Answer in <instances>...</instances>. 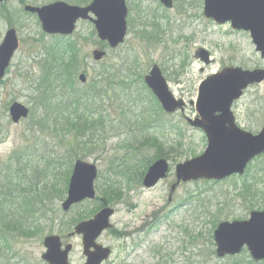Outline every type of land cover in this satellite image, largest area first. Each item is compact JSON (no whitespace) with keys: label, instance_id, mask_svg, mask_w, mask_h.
<instances>
[{"label":"rangeland","instance_id":"rangeland-1","mask_svg":"<svg viewBox=\"0 0 264 264\" xmlns=\"http://www.w3.org/2000/svg\"><path fill=\"white\" fill-rule=\"evenodd\" d=\"M23 1L33 6L54 1L77 4L75 0ZM125 3L127 36L114 50L99 44L87 22H79L72 37L47 36L37 18L23 11L20 0L0 4V43L8 29L15 30L19 41L8 73L0 83V193H11L14 203L6 209L16 215L23 200L32 203V207L28 206L31 213L23 216L33 228L32 235L27 237L1 234L0 221V264H46L41 259L45 252L43 239L58 235L61 228L74 227L76 220L92 218L100 199L115 200L117 197L109 198V187L120 197L117 205L112 203L117 211L111 223L130 236L132 243L128 244L137 246L136 253L147 264L152 253H161L170 264H264L254 263L247 253L234 259H216L213 242V228L218 223L246 220L250 212L264 209V155L254 159L243 176L216 183L182 184L168 204L174 166L198 156L206 147L203 134L185 121V117H195L194 106L189 103H195L200 83L226 67L264 69V60L255 52L248 33L232 30L228 23L216 24L205 19L203 0H173L170 10L158 0ZM66 42H75L79 47L81 63L77 74L87 77L86 85L78 83V75L75 77L80 94L90 90L101 95L90 107L103 118L104 128L87 131L88 138L85 136L84 140L90 144L86 146L78 144L80 139L75 142L62 137L55 131L51 115L37 111L30 102L31 89L40 81L45 57L63 49ZM199 49L208 52V65L195 57ZM94 50L106 52L101 62L92 60ZM153 65L161 70L173 97L186 104L183 116L179 112H162L153 117L143 81L137 80ZM106 68L111 70L112 84L103 93L104 83L97 76ZM53 98L58 104L55 93ZM14 102L34 110V115L12 123L8 107ZM232 111L243 129L257 133L264 126V82L248 88L234 102ZM46 116L50 121L44 124ZM150 137L159 138L164 148L172 145L177 152L168 159V177L154 188L145 189L138 180L142 167L137 163L140 157L149 161L155 156V148L141 142ZM77 159L97 168L96 199L65 214L61 204L66 198V179ZM3 236L6 242L2 241ZM74 243L72 261L79 264L80 246L78 241Z\"/></svg>","mask_w":264,"mask_h":264},{"label":"water","instance_id":"water-1","mask_svg":"<svg viewBox=\"0 0 264 264\" xmlns=\"http://www.w3.org/2000/svg\"><path fill=\"white\" fill-rule=\"evenodd\" d=\"M7 1L11 0H0V3ZM158 1L164 8H172L173 0ZM24 11L36 15L42 32L49 36H71L79 21L90 22L97 39L106 43L109 49L123 44L127 35L125 0H92L85 7L56 1L42 6L25 5ZM203 16L216 24L229 23L232 30L247 32L255 52L264 60V0H203ZM17 48L16 32L9 29L0 44V81ZM104 56V51L94 50L91 53L94 62H100ZM196 57L205 65L210 62L205 50L200 49ZM78 80L83 84L86 77L81 74ZM143 82L164 113H183L184 102L173 97L156 65L144 76ZM263 82L264 69L249 71L229 67L207 77L200 84L195 102L197 117L194 120L187 119V122L204 133L206 147L201 155L175 166L176 182L172 185L170 194L180 182H218L233 175L242 176L247 165L264 154V126L257 134L241 130L236 126L231 112L232 104L242 96L244 90ZM28 112L25 106L16 102L8 109V115L14 124L27 118ZM168 171L165 159L156 160L148 167L142 186L148 189L154 187L166 178ZM96 176L95 165L81 160L74 162L67 197L62 204L63 211L67 212L70 206L83 200L94 199L93 182ZM112 214L111 209L104 208L92 219L75 227V232L82 235L84 250L92 247L100 233L110 228L108 221ZM213 241L217 258L237 255L246 248L253 261H264V210L251 212L244 221L219 223L213 232ZM43 246L46 252L42 255V260L47 264H68L70 247L61 251L57 237H46ZM105 258L106 254L93 261L91 256L87 258V262L99 264Z\"/></svg>","mask_w":264,"mask_h":264},{"label":"trees","instance_id":"trees-1","mask_svg":"<svg viewBox=\"0 0 264 264\" xmlns=\"http://www.w3.org/2000/svg\"><path fill=\"white\" fill-rule=\"evenodd\" d=\"M90 1L91 0H75L77 5H86ZM20 2L22 4L24 1L20 0ZM92 35L95 36L94 31H92ZM80 63L81 59L79 57V47L75 42H66V45L60 51H52V53H48L42 64L43 71L41 77L39 78L40 81L35 84V87L33 89H31L32 101L30 102L31 106H34V109H36L37 111L42 110V113L45 112V114L49 113L51 115L50 117L53 119L51 122H53L54 127L57 128L54 129L62 137L70 138L75 142L76 140L80 139L82 141H78V144L82 143L80 145L86 146L87 144H90V141L84 140V137H87L86 132L92 129L100 130L104 128V120L101 116H99L100 114L98 112L92 111L90 107L91 103H94L95 99H97L99 96L101 97V95H98L97 91L90 90L86 91L84 94H80L81 91H79V89H77V86H75L74 84ZM128 67L129 66L125 68L128 69ZM105 70L106 72H100L97 76L98 81L104 83V89L102 91L103 93L108 89L107 85L110 86L112 84L110 80L111 70L107 68ZM137 80L141 81L142 75H138ZM121 87H123V84ZM143 88L144 91H146L149 95L148 98L151 101L150 104L153 108V117L156 116V113H162L156 100L144 86ZM110 90L111 89H109V91ZM58 91L60 92V94H57ZM54 93L59 98L58 104L57 102H55L56 98H53ZM60 103H62V105H60ZM70 108H72V110ZM33 111L34 110L30 109L31 116L34 115ZM50 117H44V124H47L50 121ZM151 120L152 116L148 122L151 123ZM143 122L145 121L143 120ZM156 122L159 123L158 121ZM152 124H154V122ZM57 125L59 127H57ZM138 126L139 125H137V127ZM39 128H42L41 123L39 124ZM140 129H144L142 124L140 125ZM143 140L144 141L141 142H144L150 147L155 148L156 153L152 160L149 161L144 160L142 157H140V161H138L137 165L142 168L138 180L142 179V176L144 175L147 167L151 162L159 158L168 160L170 156L177 152V149H174L172 145L166 146L164 148V145L157 137H150L146 139L144 138ZM143 146H141L140 149H142ZM140 149L138 150L140 151ZM190 151L192 152V150ZM68 178L69 177L67 176L66 182H68ZM108 193L109 198L119 197L115 191H112L111 187L108 188ZM10 196L11 193L8 192L0 193V198L2 199L0 201V221L2 227L1 234L3 232H7L13 233L19 237H27L29 235H32V233H30V230H32L33 228H30V224L27 223V218L23 216L25 214L31 213L30 211L32 203L29 200H23L16 211L19 215H16L15 211L6 209L9 204L12 206V204L14 203V198ZM23 204L24 206H26V209L22 206ZM28 206L31 207L28 208ZM20 212H22V215ZM79 221L80 220H76L74 224ZM2 239L3 242H6L4 236ZM231 264L236 263L233 262Z\"/></svg>","mask_w":264,"mask_h":264},{"label":"flooded vegetation","instance_id":"flooded-vegetation-1","mask_svg":"<svg viewBox=\"0 0 264 264\" xmlns=\"http://www.w3.org/2000/svg\"><path fill=\"white\" fill-rule=\"evenodd\" d=\"M233 116H234L235 124L238 127H240L242 130H245V129H243V127H241L238 124V121H237L235 115H233ZM198 131L200 133H202L200 130H198ZM203 136H204V134H203ZM118 200H120V197L115 198V200L113 199V201H108L106 199H100L98 201L96 212H99L100 210H102L104 208H108V209H111L113 211V214L109 219L110 228L107 230H104L96 238V240L94 241V245L92 247H90L88 250L83 249L82 236L75 233V227L67 226V227L59 229L60 230L59 234L55 235V236L58 237V239H59L61 250H65L66 247H70V251L68 254L69 264H73L72 254H73L74 248H75L74 247L75 241H78L79 246H80L79 264H94V262L93 263L87 262V258L92 256V258H93L92 260L95 261L96 259H98V257L101 258L105 254L107 255V258L104 259L99 264H147V261L142 260L140 258V256L136 253V251H138L136 249L137 246H133L131 244H128V242L132 243L130 236L128 234L121 233L120 230H118L116 227H114V225L111 223V218L116 214V211H117L115 208V205H117L116 202H119ZM168 202H169L168 204H171L172 198L170 200H168ZM112 203H115V205H112ZM75 206H77V205H75ZM75 206H73V207H75ZM73 207H71V208H73ZM71 208H70V210H71ZM175 209H177V208H175ZM159 212H162V210H160ZM65 214H67V213H65ZM97 253L99 255H97ZM243 253L248 254V252L245 249H243L240 252V254H238L237 256H239ZM237 256H227L223 259H227V258L228 259H234ZM248 257L250 258L249 254H248ZM148 259L150 261L148 264H170L167 257H165V256L162 257L161 253H152V255Z\"/></svg>","mask_w":264,"mask_h":264}]
</instances>
